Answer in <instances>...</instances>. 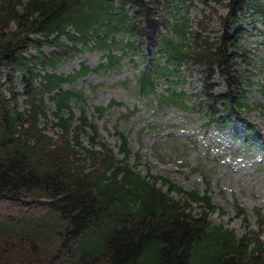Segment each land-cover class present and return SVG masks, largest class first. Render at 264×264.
Segmentation results:
<instances>
[{
	"label": "trees",
	"instance_id": "16d2710c",
	"mask_svg": "<svg viewBox=\"0 0 264 264\" xmlns=\"http://www.w3.org/2000/svg\"><path fill=\"white\" fill-rule=\"evenodd\" d=\"M187 1L194 0H0V264H264L259 213L258 231L241 236L213 224L209 217L219 209L208 189L186 191L167 178L141 174L139 156L129 163L127 137L120 132L123 158H115L87 121L82 89L66 87L90 72L118 69L125 55L144 48L147 59L134 86L130 81L121 86L149 100L158 78L179 77L182 63L197 67L199 105L210 121L227 129L234 117L245 127L244 147L264 145V135L246 121L251 84L240 69L249 62L241 50L246 30L239 26L249 10L264 14V4L198 0L209 6V14L197 23L200 31L187 32L181 7ZM213 21L220 32L211 40L202 32L204 22ZM121 34L135 40L117 41ZM44 47L51 50L44 54ZM87 49L103 52L96 69L82 63L72 74L52 71ZM214 76L225 90L218 95ZM170 87L154 107L187 108L185 94ZM45 96L54 111H47ZM71 102L81 107L76 125ZM116 105L121 103L95 110L101 114ZM48 124L55 135L47 134ZM84 134L89 147L81 143ZM235 209L237 216L244 214L238 205Z\"/></svg>",
	"mask_w": 264,
	"mask_h": 264
},
{
	"label": "rangeland",
	"instance_id": "374dc122",
	"mask_svg": "<svg viewBox=\"0 0 264 264\" xmlns=\"http://www.w3.org/2000/svg\"><path fill=\"white\" fill-rule=\"evenodd\" d=\"M189 3L187 1L181 5L189 22V28L184 30L200 31L197 23L203 20L209 9L198 0ZM260 3L264 4V0H260ZM209 5L217 8L213 2H209ZM239 25L246 30L241 50L247 53L249 62L248 65L240 64V69L248 72L251 84L246 87L245 102L251 107L246 121L257 126L264 135V14L257 15L255 11L249 10L242 16ZM204 26L203 36L214 40L220 32L218 22H204ZM122 36L123 40L130 39L126 35ZM190 38L187 35L184 44H191ZM63 42L68 43L64 39ZM50 50L48 47L42 49L44 54ZM138 56L142 60L146 59L142 51H138V54L129 53L124 56L118 69L90 72L70 85L82 89L86 98L85 115L87 121L96 127L99 141L105 143L115 158L120 160L123 154L119 152L117 132L122 133L127 137L130 150L128 161L133 165L138 155L136 168L141 174L167 178L186 191L197 190L203 194L208 189L213 204L219 209L209 217L213 224L231 229L238 236L249 229L258 231V213L264 221V145L255 143L244 147L242 139L245 127L234 117H231L233 124L227 129L210 121L205 108L199 105L201 96L198 94L202 89V81L198 68L189 69L187 65H182L179 77L173 75L167 80L159 79L156 93L149 100H140L131 94L121 85L130 81V85L134 86L132 79L143 66ZM131 58L134 63L130 62ZM102 62V51L87 49L57 65L53 72L68 75L78 70L82 63L96 69ZM19 81L20 76L17 75L15 83L21 90ZM219 82L220 79L214 76V95L225 91L222 83L217 85ZM168 86L185 94L183 102L187 108L165 105L158 110L154 107L159 94ZM22 101L21 98L20 109L24 107ZM111 102L121 105L112 106L101 114L95 110L96 106L106 107ZM44 103L47 111L55 110L47 96ZM70 106L74 114L73 125H76L79 123L81 107L74 102ZM49 118L53 119L50 113ZM55 131L48 124L47 134L53 136ZM86 131L88 135L91 134L89 128ZM234 132H237V137H234ZM88 135L84 134L81 138L84 147H89ZM96 149L99 150V147ZM236 205L244 210L243 215H236ZM12 206L8 204V207ZM260 238L264 242V228Z\"/></svg>",
	"mask_w": 264,
	"mask_h": 264
}]
</instances>
